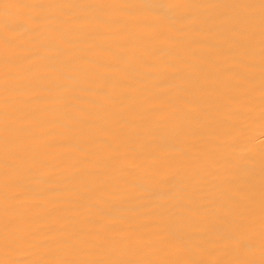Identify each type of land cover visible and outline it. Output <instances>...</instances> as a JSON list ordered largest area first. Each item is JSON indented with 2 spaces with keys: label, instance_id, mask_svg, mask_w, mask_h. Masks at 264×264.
<instances>
[{
  "label": "bare ground",
  "instance_id": "bare-ground-1",
  "mask_svg": "<svg viewBox=\"0 0 264 264\" xmlns=\"http://www.w3.org/2000/svg\"><path fill=\"white\" fill-rule=\"evenodd\" d=\"M0 264H264V0H0Z\"/></svg>",
  "mask_w": 264,
  "mask_h": 264
}]
</instances>
